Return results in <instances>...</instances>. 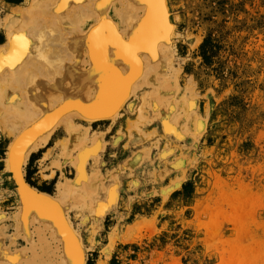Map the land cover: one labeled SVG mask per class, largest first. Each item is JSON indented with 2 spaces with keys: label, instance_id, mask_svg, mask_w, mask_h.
<instances>
[{
  "label": "rangeland",
  "instance_id": "obj_1",
  "mask_svg": "<svg viewBox=\"0 0 264 264\" xmlns=\"http://www.w3.org/2000/svg\"><path fill=\"white\" fill-rule=\"evenodd\" d=\"M168 1L176 28L167 97L155 109L160 89L146 85L132 113L113 122L79 121L91 134L102 131L105 143L100 161L88 165L96 173V192L90 199L82 192L85 202L70 210L86 247L85 264H264V0ZM5 2L0 0V40L6 39ZM207 37L209 64L201 50ZM167 106L182 138L162 125ZM16 133L0 131V212L9 216L18 205L6 168ZM66 135L60 125L48 145L29 156L25 178L30 171L34 187L50 186L55 193L59 179L74 176L69 163L64 175L54 168L56 177L44 181L49 162L61 152L56 143ZM179 180L180 189L170 190ZM113 189L116 204L95 221L92 205ZM136 222L141 232L127 240ZM2 223L12 232V218Z\"/></svg>",
  "mask_w": 264,
  "mask_h": 264
},
{
  "label": "bare ground",
  "instance_id": "obj_2",
  "mask_svg": "<svg viewBox=\"0 0 264 264\" xmlns=\"http://www.w3.org/2000/svg\"><path fill=\"white\" fill-rule=\"evenodd\" d=\"M5 5L6 39L0 44V131L19 130L6 157L18 205L10 217L14 223L9 235L2 223L9 216L0 212V264H85L86 247L70 210L96 192V173L88 174L87 166L91 159L98 163L105 143L103 133L91 134L89 126L79 121L117 120L126 110L134 109L137 93L146 85L160 89L153 104L158 108L168 92V67L173 59L176 25L169 1L24 0ZM168 89L171 91V86ZM191 104L190 110L194 108ZM172 110L162 112V125L183 137L178 122L169 121ZM99 111L108 114L97 116ZM60 125L67 135L60 140V161L54 159L53 165L64 175L71 163L75 174L59 179L57 191L48 193L27 181L24 165ZM17 176L23 181L22 191ZM81 192L86 194L84 199ZM117 194L113 189L106 202L89 203L95 207V221L115 204ZM132 226L125 234L127 240L141 229L139 223ZM104 253L109 256V247Z\"/></svg>",
  "mask_w": 264,
  "mask_h": 264
},
{
  "label": "crops",
  "instance_id": "obj_3",
  "mask_svg": "<svg viewBox=\"0 0 264 264\" xmlns=\"http://www.w3.org/2000/svg\"><path fill=\"white\" fill-rule=\"evenodd\" d=\"M4 1H5V0H4ZM23 1H24V0H23ZM9 4H12V3H9ZM4 41H5V39L1 40V43H3ZM1 43H0V44H1ZM134 108H135V106H134ZM132 111H134V109H133ZM132 111H131V110H126V113H129V112L132 113ZM98 133L100 134V133H103V132H102V131H98ZM62 139H63V138H61V139H59V140L57 141V143H56V146H57V147H58V146H59V147L62 146V145L60 144V142H61L60 140H62ZM49 141H50V140H49ZM103 142H104V140H103ZM48 143H49V142H48ZM48 143H47L46 145H44L43 147L47 146ZM43 147H42V148H43ZM104 148H105V144H104ZM104 148H103V149H104ZM61 149H62V148H61ZM102 151H103V150H101V152H102ZM101 152H100V157H101ZM60 153H61V152H60ZM60 153H58V157L55 159L56 161H57V160L60 161V158H61ZM59 156H60V158H59ZM41 160H42V157H41V159H39V160L37 161V168H38L37 175H38V177L41 176V167H42V166H41ZM55 160L53 159V160H51V161L49 162V164H51V162H52V164L49 165L50 168H47L46 171H45V175L48 176V178H44V179H45L44 181H46V182H50V181H51L52 179H54V177H56V175H57V172H56L55 175H54V172H55L56 170H55V171L53 170V168H56V167H57V166L55 167V165H53V163H54ZM91 160H92V159H91ZM91 160L89 161L88 165H89V164H97V162L94 163V160H93V162H91ZM99 161H100V160H99ZM99 161H98V162H99ZM68 164H69V163H68ZM50 169H52V171H51ZM58 169H59V167H58ZM52 172H53V173H52ZM87 172H88V174H91L92 172L95 173V171H91V172H90L89 169H88V166H87ZM63 178H64V177H63ZM63 178H61L60 180H63ZM95 179H96V176H95ZM60 180H59V181H60ZM180 182H181V181H180ZM180 182L177 181L176 183H174L173 187H174L175 185H176V186L174 187L175 189H173V191H175V190H177V189H180V187H181V185H180L181 183H180ZM179 183H180V184H179ZM57 184H58V182H57ZM57 184H56V185H57ZM177 184H178L180 187H179ZM96 185H97V184H96ZM173 187H170V188H173ZM57 189H58V188H57V186H56V191H57ZM56 191H55V192H56ZM173 191H172V192H173ZM81 194H82V192H81ZM109 195H110V194H109ZM116 196H117V199H118V194H117ZM108 198H109V197H108ZM108 198H107L106 200L102 201V202H106V201L108 200ZM116 202H117V200H116ZM116 202H115V204H116ZM115 204H114V205H115ZM114 205H112L110 208H108V209L106 210L104 216L107 214V212H108V211H109ZM7 215H8V214H7ZM8 216H9V215H8ZM104 216L97 217V219H98L97 221H100ZM10 217H11V216H9V218H10ZM95 218H96V215L94 216V219H95ZM6 228H7V227H5V229H4L5 232H6ZM6 233H7V232H6ZM9 234H11V232L8 233V235H9ZM8 241H9V237H8L7 240H6V243H7ZM19 244H21V246H22V245H24V242H22V241L20 240V241H19Z\"/></svg>",
  "mask_w": 264,
  "mask_h": 264
},
{
  "label": "trees",
  "instance_id": "obj_4",
  "mask_svg": "<svg viewBox=\"0 0 264 264\" xmlns=\"http://www.w3.org/2000/svg\"><path fill=\"white\" fill-rule=\"evenodd\" d=\"M6 2H8V3H13V4H19V3H21L23 0H5ZM0 43H1V40H0ZM210 44H211V38L210 37H207L205 40H204V42H203V44L201 45V50H202V56H203V58L205 59V62L206 63H210V57L208 56V47L210 46ZM33 158H34V155H32V157H31V159H30V161H32L33 160ZM31 172L29 171L28 172V175H27V180H28V182H31ZM31 184L33 185V186H35V184L34 183H32L31 182ZM50 188V189H49ZM39 189L41 190V191H44V192H48V193H52V188L50 187V186H45V187H39Z\"/></svg>",
  "mask_w": 264,
  "mask_h": 264
},
{
  "label": "water",
  "instance_id": "obj_5",
  "mask_svg": "<svg viewBox=\"0 0 264 264\" xmlns=\"http://www.w3.org/2000/svg\"><path fill=\"white\" fill-rule=\"evenodd\" d=\"M106 114H108V113H106V112H98L96 115L97 116H104V115H106ZM19 137V136H18ZM18 137H17V139H18ZM16 141V140H15ZM15 174V172L13 173V175ZM15 180L17 181V184H18V186H19V189L21 190V188H20V185H21V183H23V181H22V179H21V177L20 176H17L16 178H15ZM22 191V190H21ZM20 191V192H21Z\"/></svg>",
  "mask_w": 264,
  "mask_h": 264
}]
</instances>
